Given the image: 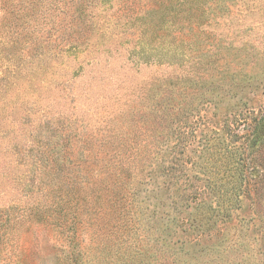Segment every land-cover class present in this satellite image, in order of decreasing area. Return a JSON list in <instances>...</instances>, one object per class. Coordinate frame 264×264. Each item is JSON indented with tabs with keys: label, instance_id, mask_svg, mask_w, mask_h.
I'll use <instances>...</instances> for the list:
<instances>
[{
	"label": "rangeland",
	"instance_id": "obj_1",
	"mask_svg": "<svg viewBox=\"0 0 264 264\" xmlns=\"http://www.w3.org/2000/svg\"><path fill=\"white\" fill-rule=\"evenodd\" d=\"M40 1L33 16L46 21L33 18L31 27L37 38L47 36V51L57 55L60 38L55 30L75 31L69 25V0ZM136 1L120 0V8ZM191 1L199 5L194 15L201 20V61L192 73L183 58L189 51L187 38L168 37L169 55L159 50L149 56L159 64L132 67L128 59L137 56L136 38L115 24L133 20L120 15L117 21L108 17L110 25L94 39L100 49L93 53L96 67L81 63L83 71L76 73L79 61L65 60L60 66L65 58L57 55L55 67L40 75L26 69L0 82V153L7 151L8 156H0V168L5 160L13 176L6 192L18 188L13 179L25 173L29 156L54 158V153L60 155L66 183L78 187L87 181L90 186V202L81 206L85 213L76 227L79 264H264V119L256 118L264 114V0ZM29 2L11 0L21 7ZM177 20L175 27L184 25ZM0 29L3 76V35L25 43L34 37L25 34L26 21ZM90 69L96 74L94 87L86 83ZM113 74L124 83L114 92L116 86L105 81L104 90L101 82ZM222 114L243 134L240 142L251 173L246 171L239 207L231 218L209 229L202 226L199 237L182 224L185 206L201 199L192 191L201 190L205 201H215L217 195H208L207 185H235L232 163L226 165L228 157L222 158L216 144L207 147L205 139ZM239 116L247 122L237 123ZM81 126L92 129L94 139H86ZM59 182L55 177L53 183ZM191 239L200 243L190 244ZM16 241V250L0 248V264H67L65 243L51 223L31 224Z\"/></svg>",
	"mask_w": 264,
	"mask_h": 264
},
{
	"label": "trees",
	"instance_id": "obj_2",
	"mask_svg": "<svg viewBox=\"0 0 264 264\" xmlns=\"http://www.w3.org/2000/svg\"><path fill=\"white\" fill-rule=\"evenodd\" d=\"M30 1L31 2H29L27 6L25 4L24 7H21L20 5L13 6L11 0H0V27H4L7 24L9 27L13 21L17 20L20 22L26 21V23L29 24V30L26 31L25 34L34 37V42L25 43L20 40L19 42L13 40L12 38L14 37L10 38L6 34L3 35L4 40L7 41L1 43V46L7 64H4V71H1V75L3 76H0V82L4 80V76L20 74V71L26 69H30L33 73L35 72V74L40 75L41 72H46V68L52 69L55 67L52 65L56 63L55 60L57 55H60V58H65L60 62V66H65V60L67 64L76 65L79 61L80 66L79 68L77 66L76 73L83 71V63H85V67L89 66L91 69L96 67L97 62L95 61L93 53L95 52V54H98L100 49H98V44L94 39L98 34L102 36L104 28L110 25L108 17L115 18L114 21H117L116 19L120 15L133 20L130 23L115 24L122 30L128 28L131 36L136 38L134 48L138 50L137 56H135L133 60H131V58L128 59L132 67L137 69L140 64H159L160 62H156L157 58H155V60L149 59V56L151 57L153 51L159 50L164 57L168 56L170 51L168 49L170 45L167 43L168 37H171L173 41L182 38L190 40V43L187 44L189 49L187 56L183 57L185 59V65L192 68L187 72L192 73L196 71V67L200 65L201 20L198 18L199 16L194 15V12L197 11L195 6L199 7V5H196V3L191 0H179V2L177 0H144L143 2L137 0L136 4L133 2L128 8L124 5L120 8V0H113L114 2H110L111 0H69L66 3V5H68L66 9L69 8L71 12L69 25H71L75 31L73 33L70 31L68 32L66 27H59V30H55L60 38L57 55H53L52 52L50 53L47 51V36L46 40H44L42 39L43 37L37 38L36 34L33 32L32 29L34 28V24L33 27H31V22L34 18L33 11L39 6L41 1ZM112 3H115L114 9ZM189 3L194 4V6L190 8L189 5H187ZM105 5L107 7H104ZM107 10L110 12H107ZM39 17L40 16L34 18V21H46L45 17ZM175 17H177V21L185 22L184 25L175 27ZM10 21L12 22L10 23ZM115 25L113 26L115 27ZM11 49L12 52L10 53ZM38 50L40 53H38ZM144 54L145 56H143ZM191 54L193 55L192 58L188 56ZM140 56H143V58H140ZM190 60H195L197 62L191 64L189 63ZM43 61H45V66L43 65ZM132 67H130V69ZM91 69L89 74L91 77L89 76L86 83L87 86L94 87L97 79L95 76L96 74H94ZM62 70L63 72L66 71L63 68ZM53 74L56 75V71H54L52 75ZM118 76L119 74L107 75L105 80L101 82L104 90L106 89L105 81H108L112 86H116L113 91H118L124 83L116 78ZM193 78L200 80L199 76H194ZM105 97L110 99L112 96ZM225 115L223 116L222 114V119L219 121L212 122L216 127L211 128L210 131L208 128L209 134L205 139L207 140V145H209L207 147H212L216 144L223 155L222 158L228 157L226 165L228 162L232 163L234 172L230 174V177L233 178L235 185H232L230 188L207 185V194L212 197L217 195L215 201L211 199L205 201L202 198L204 192H201V190L199 192L197 189H195L196 191H192V195L195 197H197L196 195H201V199L196 198L191 200L190 203L185 206L187 210L185 216L182 218V224L185 225L187 231L197 232L199 237H201V233H204L201 232L202 226L203 229H209L212 228L213 223L216 221H223L224 219L231 218L233 211L239 207L242 181H244L246 177V171L251 173V169L246 165L245 146L243 148V144L240 142L243 134H241L239 128H234V124L230 123L228 117ZM256 118L257 120L264 119V114ZM236 122L246 123L247 119L244 116H239ZM202 124L204 128H206L211 124V120L209 119ZM84 127L86 130L84 132L85 138L89 139L91 137L94 139L95 136L92 129L81 126V128ZM96 136H99V134H96ZM0 140L3 141V138ZM5 140L10 141V138L7 137ZM145 147H147V145H145ZM138 149H140L139 145L134 147V151L138 152ZM27 151H32V147H29ZM101 152L103 151L101 150ZM19 153L20 152H17V155H19ZM1 155L6 159L8 157L7 151L2 154L0 153V156ZM43 160L45 161L41 163ZM60 161V155L58 156L55 153L54 158L44 155L43 158L34 159V155L29 156L28 160L23 164L25 165V173L20 174V177L14 175L15 179L13 180H16L18 185L15 191L19 194L15 195V191L12 194V191L8 193L5 190L9 180L13 178V176L9 174L7 167H5L6 164L4 160V167L0 168V248L3 250L7 248H14L13 250L18 249L14 247V244L17 243L16 239L19 233L23 234L27 232L31 224L47 222L51 223L52 227L55 228L63 238L67 249V264H79L81 262V256L79 257V253L77 252L79 243L76 237V227L78 223L81 222L79 217L85 213V211L81 209V206L84 204V206L87 207L90 202V186L87 181H82L83 185L79 184L78 187L72 186L73 184L70 182L66 183V178L63 176L64 174H61L63 171V164L62 161ZM52 166L54 167L52 168ZM131 167L134 168L132 164ZM131 167L130 170L134 171L136 176L140 175L138 171H135ZM1 169L3 171H1ZM55 177L57 181H60L59 184L53 183ZM85 177H88V175L86 174ZM13 180H11V182ZM142 181V183H144L145 180ZM225 182L226 181H221L220 184ZM96 198L100 199V195L96 196ZM79 204L80 207L78 208L77 205ZM25 222L29 223L27 228L23 229L21 227ZM12 233H14L13 237ZM198 243L200 242L197 239L190 240V244L197 245ZM15 264L17 263L15 262Z\"/></svg>",
	"mask_w": 264,
	"mask_h": 264
}]
</instances>
